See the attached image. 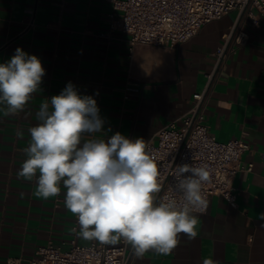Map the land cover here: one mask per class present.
<instances>
[{"label": "crops", "instance_id": "0c3cea01", "mask_svg": "<svg viewBox=\"0 0 264 264\" xmlns=\"http://www.w3.org/2000/svg\"><path fill=\"white\" fill-rule=\"evenodd\" d=\"M111 11L110 0H0V63L22 48L46 70L22 111L11 114L0 104V264H29L49 242H92L73 230L76 216L65 207L62 183L58 196L44 199L35 195V179L18 177L41 104L51 111V97L71 82L96 100L105 121L102 132L85 134L82 142L116 132L155 140L193 107L239 19L233 11L178 45H138L130 52L129 36L110 28ZM241 26L247 39L226 55L205 103V123L219 141L250 144L241 161L252 169L234 179L238 206L213 196L206 213H193L194 238L181 233L170 255L148 251L132 264H264V18Z\"/></svg>", "mask_w": 264, "mask_h": 264}, {"label": "clouds", "instance_id": "9594fccd", "mask_svg": "<svg viewBox=\"0 0 264 264\" xmlns=\"http://www.w3.org/2000/svg\"><path fill=\"white\" fill-rule=\"evenodd\" d=\"M45 74L36 55L17 48L10 60L0 63V104L11 114L22 111ZM50 104L51 111L49 103L41 104L40 123L29 129L27 159L18 177L35 179V195L44 199L58 196L62 183L65 207L77 217L80 238L100 245L123 240L135 257L143 258L148 251L170 255L181 233L196 236L198 218L193 213L207 204L202 192L210 179L206 166L177 165L174 191L182 202H158L160 172L143 138L116 132L82 142L85 134L102 132L105 121L96 100L79 94L71 82Z\"/></svg>", "mask_w": 264, "mask_h": 264}, {"label": "built area", "instance_id": "2783aa9c", "mask_svg": "<svg viewBox=\"0 0 264 264\" xmlns=\"http://www.w3.org/2000/svg\"><path fill=\"white\" fill-rule=\"evenodd\" d=\"M110 28L129 36L130 52L138 45L175 46L192 38L203 25L237 11L239 19L225 37V45L218 50L214 69L207 75L204 90L194 95L193 107L169 125L162 127L156 139L146 144L155 157L160 172L161 191L157 201L182 197L174 191L176 166L190 164L206 166L210 173L208 182L202 185L207 204L196 213H206L213 196L224 197L232 207H237L234 179L238 172L251 170L242 155L250 149L243 138L219 141L205 123V103L217 76L225 68L226 55L235 46L245 43L247 33L241 22L250 20L259 24L264 18V0H110ZM185 175H190L186 173ZM78 220L73 226L76 232ZM131 246L123 240L117 246L100 245L92 241L79 244L72 238L69 243L49 242L36 249L29 264H132Z\"/></svg>", "mask_w": 264, "mask_h": 264}]
</instances>
